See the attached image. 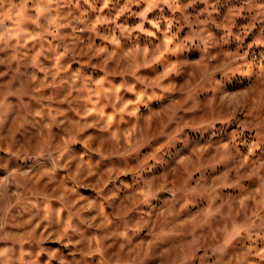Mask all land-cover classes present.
<instances>
[{
	"label": "clouds",
	"instance_id": "obj_1",
	"mask_svg": "<svg viewBox=\"0 0 264 264\" xmlns=\"http://www.w3.org/2000/svg\"><path fill=\"white\" fill-rule=\"evenodd\" d=\"M95 3L0 0V264H232L241 242L256 251L264 55L245 42L264 30V0H126L115 15H103L113 0ZM65 29L90 50L99 39L100 63L74 67ZM46 241L71 258L45 259Z\"/></svg>",
	"mask_w": 264,
	"mask_h": 264
},
{
	"label": "rangeland",
	"instance_id": "obj_2",
	"mask_svg": "<svg viewBox=\"0 0 264 264\" xmlns=\"http://www.w3.org/2000/svg\"><path fill=\"white\" fill-rule=\"evenodd\" d=\"M103 0H96L95 7L99 9L102 6ZM186 3L187 0H184ZM85 9H87V6H83ZM126 7V0H113V3L109 6V8L104 9L103 15H115L117 11H119L121 8ZM140 7L142 6H137L133 5L132 6V11L136 12L140 10ZM197 10L202 7V5H195L194 6ZM190 12L192 11L191 9L189 10ZM157 12H153L149 14V18H152V16L157 15ZM227 14V13H226ZM95 13L90 12V17L94 18ZM193 16L195 17V13H193ZM201 19L203 17H200ZM126 21L128 24H135L138 23V19L136 17H131L129 18V13L125 12L123 15L120 16V22ZM83 26V25H81ZM145 27H151L150 25H145ZM100 31H103V28L99 29ZM65 40L64 44L70 45L75 49V57L69 56L67 59L69 62L73 63L74 67H81V66H86L89 63H96L99 64V60L97 58V50L98 48L102 45V42L99 39H96V49L90 50L86 45L90 43L87 39L84 40V43H80L79 41H76L71 38L70 33L71 29H65ZM87 36V34H84ZM143 39V37H142ZM264 42V30L256 29L252 35L246 40V47L248 49H251L253 52V55L256 57H260L261 55H264V50H260V45ZM39 48V45H37V49ZM48 53H45V56H47ZM41 60L45 64H50L49 59H45L44 56L41 57ZM0 70H3L0 68ZM98 70V69H97ZM195 71V67H194ZM194 74V72H193ZM183 104V99L179 100L176 104V107H179L180 105ZM157 118L158 119H164L163 112L157 113ZM160 128L159 125L154 127L152 136L153 138H157V134L159 133ZM163 141L161 143L156 144L154 143L153 148L151 149L152 152H155L157 148H160L162 146ZM183 163V162H181ZM181 165H177V169ZM175 171V170H173ZM99 178V177H98ZM176 179L179 180L180 177L179 175L176 176ZM89 180H91V185L89 188L85 189V191H90L91 186H94L95 184V179L89 177ZM231 203V202H229ZM38 231L41 232V234H46L49 232V227L46 224H39ZM115 246V245H113ZM44 247L49 249V251L45 254V259L49 257H54V256H61L63 254L64 257L71 258L72 252L69 251L68 248L64 247L63 244H56L53 243L52 241H46L44 244ZM252 247V244L250 241H243L241 244L238 246V250L235 253L234 259L232 261V264H264V259L261 258V253H264V240L257 241L255 244V249L256 251L254 252H249V248ZM56 249H59V252L56 251ZM116 254H120V250L116 248ZM167 253L162 254V256H167ZM53 264H58L57 261H53Z\"/></svg>",
	"mask_w": 264,
	"mask_h": 264
}]
</instances>
